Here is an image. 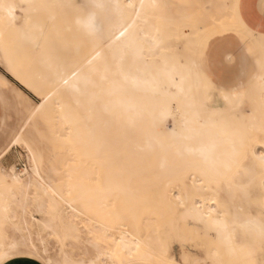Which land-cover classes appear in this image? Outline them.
I'll list each match as a JSON object with an SVG mask.
<instances>
[{"label": "bare ground", "instance_id": "6f19581e", "mask_svg": "<svg viewBox=\"0 0 264 264\" xmlns=\"http://www.w3.org/2000/svg\"><path fill=\"white\" fill-rule=\"evenodd\" d=\"M239 2L83 0L79 12L63 6L59 14L47 0H0L3 68L10 30L28 37L42 25L40 18L61 16L77 38L73 60L46 81V90L26 84L45 95L37 107L45 131L38 130L32 117L27 119L0 154L5 157L18 143L27 153L23 175L0 166V257L10 253L5 263L20 257L42 264L76 260L50 257L46 248L35 245L27 219L32 205L47 215L42 227L62 240L81 239L78 226L84 224L85 244L95 254L81 260L102 264L104 256L112 259L102 252V241L111 239L110 231L124 220L132 218L135 227L140 223L123 209L109 210L110 215L108 206L133 194H157L148 219L153 223L145 236L120 233L112 240L118 251L176 264L174 243L185 247L206 239L210 264H224L226 258L237 264L253 255L264 239L263 221L243 210L253 202L250 186L264 190V37L246 28ZM90 21L96 25L94 33L87 27ZM223 29L251 33L263 54L257 77L236 91L213 88L198 71L201 44ZM0 83L10 85L2 74ZM123 143L144 151L129 158L159 160L123 161ZM67 162L77 167L59 175L54 165ZM9 225L26 235L10 236ZM182 255L183 263L191 259Z\"/></svg>", "mask_w": 264, "mask_h": 264}, {"label": "rangeland", "instance_id": "374dc122", "mask_svg": "<svg viewBox=\"0 0 264 264\" xmlns=\"http://www.w3.org/2000/svg\"><path fill=\"white\" fill-rule=\"evenodd\" d=\"M47 1L51 2L55 7H58L57 13L59 14H61V7L63 6L67 7V12H74V14L79 12V8L83 6V0ZM18 16L20 17V23L22 19L21 11H18ZM47 18L48 20H44L45 17L39 19V21L41 20L40 22H42V25L39 29L33 30L31 32V36L25 37L17 30H10V33L8 34L7 43L5 44L2 53L7 66L5 68L0 66V74L4 75L10 82V85L0 83V154L9 146L13 136L18 132L21 126L24 125V122L27 119L32 117V122L37 124L38 130L45 131L46 124L40 115L41 113L37 112V107L42 103L45 95L43 93L35 92L26 84L34 86L37 91L46 90L49 86L46 81H50L55 78L74 58L75 46L77 42V38H75L73 34L75 33L74 28H67L65 20L61 16L50 17L47 15ZM183 30L187 33L190 32L188 28H184ZM243 32L251 35V33L247 31ZM251 36L258 42L253 35ZM244 83L246 85L250 83V78ZM245 112H249V109H245ZM33 137L36 141H38L40 135L39 133H35ZM261 141L264 142V137H262ZM247 145L252 146L251 143ZM39 146L41 149L45 150L47 155L50 153V149H48L45 144H40ZM132 149L133 148L130 144L129 146L125 143L122 144L121 154L123 157L121 159L123 161H142V159L143 161L159 160V158L153 157H139L140 160L137 157L129 158L131 155H137L144 152L142 150L137 151L135 148L133 149L134 151ZM259 151H262V149H259ZM132 152L134 154H132ZM241 160L244 164H249L250 162L248 158ZM26 165L27 153L22 143L12 145L8 154L3 158L0 157V166L5 167L7 170L15 168L17 173L20 175L24 174ZM50 166L52 165H48V169ZM54 167L58 169V174L61 175L65 170L73 167L76 168L77 165L73 162H67L66 164H55ZM258 169L259 171L261 170V168ZM263 175L264 174L260 172V176L264 177ZM250 190L253 202H251L250 205L245 204L243 213H251L259 216L264 222V209L260 208L261 196L264 194V190L258 188L256 185L250 186ZM33 193L34 194L32 196H34L36 192L34 191ZM68 194L72 195V193ZM124 198L131 199V202L129 204L123 202V200H126ZM237 198L240 199V196L238 195ZM135 200L137 201L133 202ZM156 200L157 194L149 196L146 194H133L129 197H118L119 204L117 202L109 203L108 211L112 209L118 212H121V209L128 211V213L132 215L131 217H133V219L136 216V220L140 223V225L137 224L138 226L135 227V223L133 224L131 218V220L128 219L122 221L121 224L118 223L115 229L110 231L112 238L107 241H102L101 250L102 252L110 253L112 255V259L104 256L102 264H165L162 257L156 256L146 260L140 259L139 253L130 256L124 252H120L112 241L124 231L130 233L138 232L140 236H145L150 228V225L153 223L148 219L150 217L149 212L151 211L153 205L152 201L155 202ZM131 209L132 211H129ZM111 213L112 211H109L110 215ZM158 216L159 215L155 217L157 218ZM46 217L47 215L45 213L37 212L33 205L30 206L29 213L27 215V219L30 220V234L35 245L40 250L46 248L47 255L57 259H61L64 255L76 260H81L83 258L90 259L94 256L95 251L93 248L90 245L85 244L86 235L84 233V224H79L78 226L80 229L81 239L74 240L73 238H68L66 240H62L60 237L54 236L49 230L42 227V222ZM105 220L108 221V219ZM149 222L151 224H149ZM9 226L8 233L10 236L19 237L21 235H26V232L21 233V235H19V233H15L12 226ZM238 232L239 230H237V233ZM195 242L196 245L194 244ZM195 242L185 247L177 242L173 244L172 255L176 264H185V262L183 263L182 261V253L183 255H191L190 260L193 261H196V257L202 258V260L199 261L200 264L211 263V261L208 260L209 258L206 259V257L212 256L209 254L206 256L207 251L210 249V246L208 245L209 242L206 239L201 241L197 240ZM85 252L86 254H84ZM229 259L234 260L232 258H226L224 259V261L226 260V264L230 261ZM233 262H236V260L232 262L230 261L228 264H234ZM242 262H245V264H264V239L262 240L260 246H256L251 257L238 261L237 264Z\"/></svg>", "mask_w": 264, "mask_h": 264}, {"label": "crops", "instance_id": "0c3cea01", "mask_svg": "<svg viewBox=\"0 0 264 264\" xmlns=\"http://www.w3.org/2000/svg\"><path fill=\"white\" fill-rule=\"evenodd\" d=\"M239 14L249 31L264 37V0H240ZM262 61L259 41L246 32L223 29L203 41L197 66L201 76L213 88L236 91L248 87L254 81ZM249 78L250 83L246 85L244 82ZM5 264L42 263L20 257Z\"/></svg>", "mask_w": 264, "mask_h": 264}, {"label": "snow or ice", "instance_id": "6c2138e0", "mask_svg": "<svg viewBox=\"0 0 264 264\" xmlns=\"http://www.w3.org/2000/svg\"><path fill=\"white\" fill-rule=\"evenodd\" d=\"M237 26L238 27H242L243 25L241 24V22L239 21V19L237 18ZM90 33H94L97 29H96V25L94 23H92L91 21L88 23L87 25ZM261 166L264 167V159L261 160ZM262 186H264V184H262ZM238 188H240L241 186H237ZM245 196H248V193H244ZM261 206L264 207V194H262L261 196ZM214 224L218 225V222H214ZM260 232H261V236L264 237V222H261L260 224ZM10 253H5L4 256L0 257V264H5V260L7 258V256ZM63 264H89L88 261L86 260H65L63 262ZM91 264H97L96 261H92ZM165 264H168V262H165ZM185 264H200L199 261H193V260H188L187 258L185 259Z\"/></svg>", "mask_w": 264, "mask_h": 264}]
</instances>
